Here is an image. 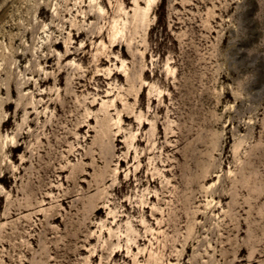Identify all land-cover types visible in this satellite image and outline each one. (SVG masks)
<instances>
[{
	"label": "rangeland",
	"instance_id": "374dc122",
	"mask_svg": "<svg viewBox=\"0 0 264 264\" xmlns=\"http://www.w3.org/2000/svg\"><path fill=\"white\" fill-rule=\"evenodd\" d=\"M0 264H264V0H0Z\"/></svg>",
	"mask_w": 264,
	"mask_h": 264
}]
</instances>
